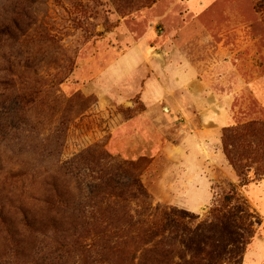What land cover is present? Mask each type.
<instances>
[{
	"label": "rangeland",
	"instance_id": "rangeland-1",
	"mask_svg": "<svg viewBox=\"0 0 264 264\" xmlns=\"http://www.w3.org/2000/svg\"><path fill=\"white\" fill-rule=\"evenodd\" d=\"M260 123L264 0H0V264H182L152 210L209 221ZM239 195L264 264V174Z\"/></svg>",
	"mask_w": 264,
	"mask_h": 264
},
{
	"label": "trees",
	"instance_id": "trees-1",
	"mask_svg": "<svg viewBox=\"0 0 264 264\" xmlns=\"http://www.w3.org/2000/svg\"><path fill=\"white\" fill-rule=\"evenodd\" d=\"M258 8L260 5L257 6ZM259 126L264 128V123H260ZM253 128L252 124H248L242 131L251 132L255 130ZM236 135L241 138L239 131H236ZM224 154L240 180L239 184H232L229 193L223 196L221 208L212 210L213 214L209 221L197 223L193 214L177 208L152 210L154 214L152 216L158 218V224L150 235L159 238L155 246L165 248L160 252L164 259L178 256L183 260L182 264H237L240 262L245 245L254 234L251 228L252 220L260 221V218L240 197L239 189L259 181L264 174V169L258 171L248 164L243 166L226 148H224ZM183 253L190 256L188 261L184 260Z\"/></svg>",
	"mask_w": 264,
	"mask_h": 264
}]
</instances>
